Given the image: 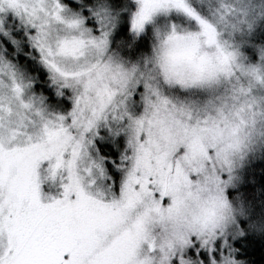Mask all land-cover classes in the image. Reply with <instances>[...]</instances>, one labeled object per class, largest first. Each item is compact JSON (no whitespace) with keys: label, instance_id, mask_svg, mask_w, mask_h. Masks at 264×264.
Returning a JSON list of instances; mask_svg holds the SVG:
<instances>
[{"label":"snow or ice","instance_id":"obj_1","mask_svg":"<svg viewBox=\"0 0 264 264\" xmlns=\"http://www.w3.org/2000/svg\"><path fill=\"white\" fill-rule=\"evenodd\" d=\"M0 264H264V0H0Z\"/></svg>","mask_w":264,"mask_h":264}]
</instances>
